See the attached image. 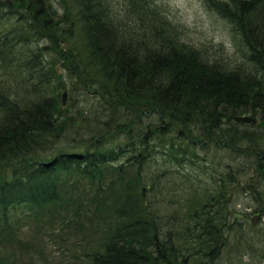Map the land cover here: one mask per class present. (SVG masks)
<instances>
[{"label": "trees", "instance_id": "obj_1", "mask_svg": "<svg viewBox=\"0 0 264 264\" xmlns=\"http://www.w3.org/2000/svg\"><path fill=\"white\" fill-rule=\"evenodd\" d=\"M123 1L0 0L1 217L85 218L88 264H220L234 197L264 218V0H207L245 48L233 68Z\"/></svg>", "mask_w": 264, "mask_h": 264}, {"label": "rangeland", "instance_id": "obj_2", "mask_svg": "<svg viewBox=\"0 0 264 264\" xmlns=\"http://www.w3.org/2000/svg\"><path fill=\"white\" fill-rule=\"evenodd\" d=\"M153 2V9L163 17L157 19L165 33L180 44L201 51L210 62L228 64L230 68L245 64L243 44L233 28L207 5V0ZM114 4L118 10H126L123 0H114ZM57 68L60 74L58 70L62 68ZM63 94L66 102L67 94L65 91ZM231 209L237 235L222 253L220 264H264V218L255 213L254 203L244 194L234 197ZM254 216L258 219L252 222ZM81 219L80 216L75 221L70 212L58 217L52 209L19 206L9 210L5 222L0 212V261L3 264H88L91 240L98 239L102 232L93 237L94 223L84 224L85 218ZM84 225L91 229L81 230Z\"/></svg>", "mask_w": 264, "mask_h": 264}, {"label": "water", "instance_id": "obj_3", "mask_svg": "<svg viewBox=\"0 0 264 264\" xmlns=\"http://www.w3.org/2000/svg\"><path fill=\"white\" fill-rule=\"evenodd\" d=\"M63 99H65V94H63ZM235 120L240 121V122H245V123L254 122V119L249 118V117H236Z\"/></svg>", "mask_w": 264, "mask_h": 264}, {"label": "bare ground", "instance_id": "obj_4", "mask_svg": "<svg viewBox=\"0 0 264 264\" xmlns=\"http://www.w3.org/2000/svg\"><path fill=\"white\" fill-rule=\"evenodd\" d=\"M65 98H66V95H65ZM63 102H64V104L66 103L65 102V99H63ZM239 117H249V118H252V119H254V122H249V123H255L256 122V119L255 118H253L252 116H239ZM240 122V121H239ZM242 123H245V122H242ZM246 124H248V123H246ZM258 219V216H254L253 218H252V222H255L256 220Z\"/></svg>", "mask_w": 264, "mask_h": 264}]
</instances>
